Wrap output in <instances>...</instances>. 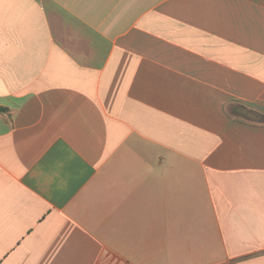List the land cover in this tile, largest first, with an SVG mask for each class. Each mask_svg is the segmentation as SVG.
Masks as SVG:
<instances>
[{"label":"crops","instance_id":"crops-1","mask_svg":"<svg viewBox=\"0 0 264 264\" xmlns=\"http://www.w3.org/2000/svg\"><path fill=\"white\" fill-rule=\"evenodd\" d=\"M0 264H264V0H0Z\"/></svg>","mask_w":264,"mask_h":264},{"label":"trees","instance_id":"trees-1","mask_svg":"<svg viewBox=\"0 0 264 264\" xmlns=\"http://www.w3.org/2000/svg\"><path fill=\"white\" fill-rule=\"evenodd\" d=\"M5 112H7V109L4 108V107H1V106H0V113L3 114V113H5Z\"/></svg>","mask_w":264,"mask_h":264}]
</instances>
